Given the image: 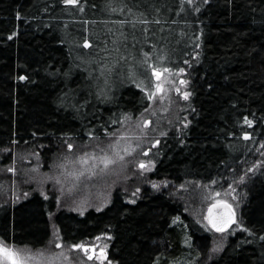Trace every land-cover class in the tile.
I'll use <instances>...</instances> for the list:
<instances>
[{
    "label": "trees",
    "instance_id": "16d2710c",
    "mask_svg": "<svg viewBox=\"0 0 264 264\" xmlns=\"http://www.w3.org/2000/svg\"><path fill=\"white\" fill-rule=\"evenodd\" d=\"M123 58L136 65L127 70ZM153 67L190 80L149 175L166 187L142 186L135 203L117 191L83 214L38 193L8 200L0 241L41 249L54 236L72 246L109 234L113 264H264V164L247 174L264 144V0H209L199 11L184 0H0V150L42 145L49 161L65 141L103 137L148 109ZM209 183L237 186L249 231L208 260L211 236L187 212L195 195H173Z\"/></svg>",
    "mask_w": 264,
    "mask_h": 264
},
{
    "label": "rangeland",
    "instance_id": "374dc122",
    "mask_svg": "<svg viewBox=\"0 0 264 264\" xmlns=\"http://www.w3.org/2000/svg\"><path fill=\"white\" fill-rule=\"evenodd\" d=\"M184 1L195 11L197 7L200 8L206 4L204 0H193L192 4H189L187 0ZM114 35L117 36L115 33ZM117 48L123 49V46L117 45ZM123 59L125 60L123 63L127 61V70L132 68V65H136L134 60L131 62ZM156 69L161 70L163 74L160 81H157L152 74V87L147 92L150 94L156 91L157 83H162L164 90L156 92L155 98L150 100L148 109L141 115L123 116L116 128L106 132L103 137L85 142L65 141L49 161L43 160L41 156V149L44 148L42 145L37 148L25 145L0 150V205L8 200L19 203L33 193H38L43 198L53 196L57 210L83 214L89 209L105 208L110 203L113 193L117 191L134 201L138 198L142 186L155 190L164 189L166 187L164 182L151 181L149 175L154 167L157 148L165 129L171 125L176 126L180 120L181 111L184 109L182 105H185L189 99V97L184 99L183 93L188 92L190 80L185 70L173 72L172 70L163 71L168 68L156 67ZM181 80L187 83L182 84ZM185 110L183 114L186 113ZM186 119L187 116L184 117V120ZM69 143L73 145L71 149L68 148ZM258 152L259 160L255 166L249 168L247 174L254 173L259 162L260 165L264 164V147H260ZM85 153L89 157L94 155L97 159H88L87 163L82 164L79 161ZM105 154L115 160V163L110 164L107 169L99 159ZM141 163H144L145 168L140 167ZM9 169H15V171H9ZM80 172H83V175L77 179L76 174ZM243 176V179L236 183L237 186L246 179V175ZM153 184L158 187L154 188ZM237 186L230 185L227 188L218 189L215 184L209 183L193 185V189H196L195 194L192 191L189 192L190 189L184 186L177 188L174 192L173 196L179 201H182L180 194L185 195L186 191L189 196L195 195L191 201L193 210L188 207L190 203L186 202L185 206L188 207L187 212L194 218L193 220L211 236L208 260L224 248L228 238L243 229L234 224L229 230L219 234L215 230L213 232L206 223L209 207L223 200L233 206L237 220L241 223L238 212L242 205V194L240 195ZM134 192L135 196H133ZM216 193H219V196ZM110 241L111 236L104 234L82 244L89 246L90 253L91 249L95 248L98 256L100 249H105L107 252ZM15 247L23 249L33 257L29 264H100L95 257L88 260L82 249L63 245L57 236H54L51 242L41 249ZM104 264H107V261H104Z\"/></svg>",
    "mask_w": 264,
    "mask_h": 264
},
{
    "label": "snow or ice",
    "instance_id": "6c2138e0",
    "mask_svg": "<svg viewBox=\"0 0 264 264\" xmlns=\"http://www.w3.org/2000/svg\"><path fill=\"white\" fill-rule=\"evenodd\" d=\"M187 2L189 4L193 3V0H187ZM205 3L208 2V0H204ZM62 3H64L65 5H71V6H77L80 3V0H62ZM83 9H81L82 11ZM196 11H199V8H196ZM12 36H9V39H11ZM85 47H90V44L88 43L87 40H85ZM106 66H102L101 68V75H104V68ZM108 71H112L111 69H108ZM163 71H171L170 69H164ZM181 72L184 71V69H180ZM152 74L155 76L157 81H160L161 76L163 74V72L159 69L156 68H152ZM21 80H26L28 79V77L26 76H21L20 77ZM182 84H186L187 81L181 80L180 81ZM137 87H144V85L141 84H137ZM155 89L156 91L151 92L148 95V99L152 100L155 98L156 96V92H162L163 89V84L162 83H157L155 85ZM176 91H180V89H176ZM190 93L188 92H184L183 93V97L184 99H188ZM70 106L75 107V105L71 104V102L69 101ZM245 122L248 123L249 125H251L252 121L248 120L247 118H245ZM245 139H248L250 137V134L245 133L244 134ZM158 143V141H157ZM73 147V145L71 143L68 144V148L71 149ZM261 147H264V144L261 145ZM118 154V153H117ZM88 159H97V157H95L94 155L89 157V155L87 153L84 154V156H82L80 158V163L85 164L87 163ZM100 162L103 163L104 168L107 169L108 166L110 164H114L115 160H113L110 156H108L107 154L103 155L102 157L99 158ZM141 168H145L144 163L140 164ZM9 171H15V169H9ZM83 172H80L78 174H76L77 179H79V176H82ZM243 179V178H241ZM213 183H215V181H213ZM153 187H158L157 185L153 184ZM137 191H139V189H137ZM136 193H133V196H135ZM217 196H219V193H216ZM133 203H135V201H132ZM215 208H220L222 209V211L220 212H213V209ZM97 210L99 211L100 209L97 208ZM179 217L176 218V220H178ZM208 224L211 226L212 229H215L216 232L219 233H224L226 232L232 225L237 224L239 227L243 228L244 231H249L247 228H244L243 224H241L236 217V212L233 209V206L231 204H229L226 200L223 201H217L215 204H213L210 208H209V214L206 217ZM175 222V221H174ZM261 240H264V236L260 237ZM59 247V245H57ZM72 248L74 249H82L84 254L87 256L88 260H92L94 257L96 259H98L100 261V264H104V261H107V264H113L112 260L108 259V254L106 252L105 249H100L99 251V255H96V249L92 248L91 249V253H90V248L87 245L84 244H73ZM215 250H219V249H215ZM33 260V257L28 253L25 252L23 249H19L16 248L15 246H10L8 245L6 242L4 241H0V264H29V262Z\"/></svg>",
    "mask_w": 264,
    "mask_h": 264
},
{
    "label": "water",
    "instance_id": "95a60500",
    "mask_svg": "<svg viewBox=\"0 0 264 264\" xmlns=\"http://www.w3.org/2000/svg\"><path fill=\"white\" fill-rule=\"evenodd\" d=\"M220 211H222V209H220V208H215V209H213V212L214 213H216V212H220ZM208 214H209V210H208V213H207V216H208ZM206 221H207V219H206ZM208 222V221H207ZM210 226V225H209ZM211 227V226H210ZM213 230H215V229H213Z\"/></svg>",
    "mask_w": 264,
    "mask_h": 264
}]
</instances>
